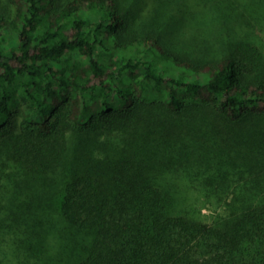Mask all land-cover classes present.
Listing matches in <instances>:
<instances>
[{
    "label": "trees",
    "instance_id": "1",
    "mask_svg": "<svg viewBox=\"0 0 264 264\" xmlns=\"http://www.w3.org/2000/svg\"><path fill=\"white\" fill-rule=\"evenodd\" d=\"M199 1L0 0V264H264V0Z\"/></svg>",
    "mask_w": 264,
    "mask_h": 264
},
{
    "label": "rangeland",
    "instance_id": "2",
    "mask_svg": "<svg viewBox=\"0 0 264 264\" xmlns=\"http://www.w3.org/2000/svg\"><path fill=\"white\" fill-rule=\"evenodd\" d=\"M141 3H140V7H145V9H153V8H157L158 7V4H159V0H140ZM187 1V0H186ZM193 2V0H191ZM198 4L195 8H198V11L199 10H202V5L200 3L199 0H197ZM194 5V4H193ZM186 9V8H184ZM253 20V19H251ZM184 24V23H183ZM184 26V25H182ZM264 22L260 23L259 24V31H257L256 33L258 34L259 32L262 34V31L264 30ZM217 30H219L220 32H223L224 30L220 29V27L218 26L217 27ZM255 31L253 30L252 27H249V26H246L243 30V34L245 35H248V36H252L253 39H256L258 36L256 35ZM259 33V34H260ZM259 38V37H258ZM203 213L205 214H210L212 212V208L209 207V206H205L203 207Z\"/></svg>",
    "mask_w": 264,
    "mask_h": 264
}]
</instances>
